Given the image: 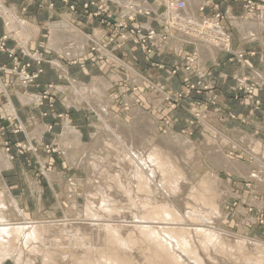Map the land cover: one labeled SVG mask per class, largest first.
I'll return each instance as SVG.
<instances>
[{
	"label": "bare ground",
	"instance_id": "obj_1",
	"mask_svg": "<svg viewBox=\"0 0 264 264\" xmlns=\"http://www.w3.org/2000/svg\"><path fill=\"white\" fill-rule=\"evenodd\" d=\"M181 1L183 7L173 8L172 1H168L170 13L166 14L173 22L181 23L176 24L181 28L176 38L195 45L200 62L228 49L227 41L215 39L213 43L202 32L198 4L193 0ZM116 2L134 13L158 11L151 4L136 0ZM22 23L14 28L11 25L10 29L24 47L39 30ZM212 25L214 29L207 27L221 36L220 27ZM56 26L58 29L52 28L55 32L48 42L50 48L70 60L87 53L85 34L66 24ZM238 26L244 40L258 38L256 22L247 20ZM71 84L67 103L75 109H81L85 103L93 107L94 126L100 132L87 144L80 132L65 126L60 142L67 160L86 174L85 182L73 179L67 191L74 203L69 212L76 217L70 219L66 215L57 221L28 218L20 199L0 185V263L12 260L15 264H264V242L239 236L220 225V220L229 219L222 206L232 197L231 180L223 179L220 170L256 181V191L264 195L261 141L239 130V143L246 144L253 153L251 163H244L233 159L226 150L238 148V141L205 124L207 142L213 146L208 156L214 166L192 180V165L203 156L194 142L178 146L180 136L171 134L154 139L158 121L142 109L132 110L131 122L118 119L110 109L108 94L112 84L107 79L96 78L86 84L72 78ZM18 94L23 106L33 104V98ZM9 106L8 112L13 113L14 104ZM46 129L40 125L29 135L41 137ZM8 165L7 157L0 151V171ZM83 187L86 204L80 206L77 200L84 197ZM252 203L264 207V201L258 203L254 199ZM12 211L23 221H13L9 216Z\"/></svg>",
	"mask_w": 264,
	"mask_h": 264
},
{
	"label": "rangeland",
	"instance_id": "obj_2",
	"mask_svg": "<svg viewBox=\"0 0 264 264\" xmlns=\"http://www.w3.org/2000/svg\"><path fill=\"white\" fill-rule=\"evenodd\" d=\"M168 1H172V8L184 5L181 0H165V7H162L156 15L163 25L164 32H158L152 27L149 28L144 24H140L137 20L139 13L124 10L121 6L119 9L121 17L117 18L115 13L106 5V0H84L81 2L72 0H21L19 8L22 12H26L29 5L37 4L39 10L78 15L85 19H93L99 25L105 27L109 33L104 37L102 46L90 44L89 47L87 46L86 55L83 54L85 56L71 60L57 54L56 50L50 48L49 45L47 47L46 38H43V36L38 39L35 49H29L30 43L23 47L13 29H10V27L13 26L14 28L17 24L21 25L23 20H18L7 4L0 1V20L4 29V32L0 35V54L7 55L12 62V66L9 68L3 67V71L6 77H10L9 83L19 85L23 92L34 94L32 108L27 111L33 125L35 122H39L48 126H46L48 133L42 143H32V139L20 140L17 137L18 135H22L25 131L29 135L32 130L28 132V127L19 118L17 109L12 110L13 113L8 112L9 108L8 110L6 108L12 103L11 101L8 104L4 99L0 100V145L10 155L11 159L21 161L28 177L35 180L44 191L43 205L39 207L40 200H38L36 210H30L29 200L24 202L20 200L28 218L57 221L65 219L66 215L70 219L76 217L74 213L69 212L74 207V203L70 201L68 192L70 191V184H73V179L85 182L86 174L65 157L64 151L58 143L60 133L57 132L56 127L68 124L66 125L67 128H74L76 132H80L87 144L94 140V135L100 133L97 127L94 126L93 107L85 103L78 111L67 103V96L58 95L59 87L71 88L72 76L78 74V68L83 72L96 67L101 73V75L96 76H107V78L109 76L113 77L112 75L115 74L116 78H112L113 87L108 94V99L110 100V109L118 119L122 118L127 122H131L132 110L142 109L147 113L146 115L151 114L158 121V127L153 132L154 139L171 134L180 136L181 140L178 146H183L187 141H192L196 146H199L198 149L203 152V156L200 158L201 161L199 160L192 165L189 173L192 180L197 179L199 175H204L209 170L210 165L211 168L214 166L213 161L208 156L213 146L207 142L205 124L217 127V130L223 132V135L234 140L237 136L234 131L227 130L229 128L226 126L228 122L239 121L241 126H247L248 121L254 118L256 121L263 123L264 105L261 93L264 92V81L254 82L252 77L247 75L235 77L233 100L247 109V114L237 113L230 107L231 105L225 106L223 104L221 106L217 93L218 82L215 72V69H218L219 66L214 65L213 68L201 66L195 45L192 44L193 48L189 52L179 53L176 61L171 65L165 61L155 59L157 53H160V51L165 52L169 39L174 36L177 37L178 30L181 29L177 26L181 23L173 22L171 17L166 16L170 13V8L166 7ZM223 1L241 4L244 16L247 17L255 12H264V1L261 0ZM57 4H60V6L58 7ZM2 9L5 11L3 12ZM172 10L174 11V9ZM141 15L149 17L152 13L146 12ZM198 19L202 20L200 25L203 29L202 32H206L205 34L210 36L212 42L215 39L228 42V49H224L222 52L230 55L228 60L230 63L244 62L256 75L263 77V72L257 71V69L254 70L248 63L247 56L256 57L258 55L256 49L244 53L233 49L231 37L233 30L232 28L230 30L224 23L228 21L226 13L221 12L216 6L213 15L198 17ZM54 21H50V23ZM46 23L45 19H39L40 26L43 27L47 25ZM63 23L67 25L68 22L64 21L59 24L62 25ZM207 23V26H212V28V23L218 25L222 30L221 36L217 37L214 30L205 27L204 24ZM56 25L54 26L55 30L58 29ZM197 29L194 28L195 31ZM45 30L46 28L42 32ZM54 32L51 29L50 36ZM210 38L208 39L210 40ZM125 45L130 46L125 48ZM110 52H113L117 59H111ZM124 55H130L126 57L128 58L127 61H124ZM109 60H111V63L109 66H105L104 64H107ZM152 69L156 81L151 79L148 82L146 80L140 81L137 73L141 71L146 74ZM12 77L14 80H11ZM77 81L81 82L80 80ZM82 81L86 84L92 82ZM110 83L112 84L111 81ZM4 86L3 83H0V90L4 91ZM83 132H86L88 136ZM262 134L260 139L263 140H261V143L264 147V133ZM29 138H32V136L29 135ZM183 140L185 141L183 142ZM240 140L239 138V142ZM238 145H240L238 148L228 147L226 149L228 155L241 162L251 163L253 153L248 149V146L242 143ZM248 152L250 155L247 154ZM2 153L4 154V152ZM41 156L43 160H40ZM207 167L208 169H206ZM220 171L223 179L231 180L230 188L232 192V197L222 206L224 213L229 214V219L226 221L225 219L220 220V225L222 224L226 230L229 229L227 231L234 232L239 236L264 242V207L259 208L252 203L254 199L258 203L264 201V195L256 191L257 188L254 184L257 182L232 176L224 170ZM51 176H54V178H51ZM82 191L84 197L78 198L77 201H79L80 206H85V187L82 188ZM9 214L13 221L16 219V221H23L24 219L13 211ZM41 263V261L38 262V264ZM0 264L15 263L8 260Z\"/></svg>",
	"mask_w": 264,
	"mask_h": 264
},
{
	"label": "crops",
	"instance_id": "obj_3",
	"mask_svg": "<svg viewBox=\"0 0 264 264\" xmlns=\"http://www.w3.org/2000/svg\"><path fill=\"white\" fill-rule=\"evenodd\" d=\"M0 1L7 4V6L10 8V10L13 12V14L16 16L18 20L20 21L23 20L30 26L35 27L37 30H39V32H37V35L33 37V39L31 40L29 44V49L36 48L37 41L40 38V36H43V38H46V44H47V47H49L48 42L50 40L51 29L56 24L60 25L61 22H64V21H67L69 23V24L67 23L68 26H70L71 24V27L73 26V28L78 29L83 34H86V36L88 35L89 37V41L87 43L88 47L90 44L91 45L99 44V46H102L104 37L109 33L105 29V27H102L101 25H99L98 22L94 21L93 19L91 20L85 19L84 17H79L78 15H74V14L72 15L68 13L59 14L56 11L39 10L37 4L29 5L26 12H22L19 8L21 0H0ZM72 1L81 2L84 0H72ZM106 1H107L105 2L106 5H108V7L113 11V13H115V16L117 18L121 17V13L119 11L120 4L116 2V0H106ZM139 1H141L139 3L143 2V3L151 4V6L156 7L158 11L156 13H152V15L149 17L143 16L141 14L137 15L138 22L140 24H144V26H147L149 28L152 27L158 32H164L163 25L161 21L158 20L156 15L162 9V7H165V0H139ZM193 1H195L198 4L199 9L197 12V17L199 18L203 16L213 15L215 13L216 6H218V9H220L221 12L226 13L228 17V21L227 22L225 21L224 23H226L227 27L230 30L231 28L233 30L231 37H232V45L234 48L233 47L232 48L237 52H243V53L251 49H256L258 51V55L256 57L247 56L248 63L250 64V66L253 67L254 70L257 69V71L263 72L264 74V12H255L253 15L247 17V16H244L243 8L241 4L239 3H226L223 0H193ZM261 1H264V0H261ZM57 6L59 7L60 4H57ZM167 6H168V3L166 7ZM39 19L40 20L45 19L47 21L46 23L47 25H44L43 27L40 26ZM53 19H55L56 21H54ZM247 20L256 22L258 24V38L245 39V40L243 39V34L240 31L238 24L244 23ZM50 21H54V22L50 23ZM199 21L201 22L202 20L199 19ZM45 28L46 30L42 32V30ZM3 32H4V29L2 27V23L0 20V35ZM52 32H54L53 29H52ZM169 40L170 41L166 45L165 52L160 51V53H157L156 58H155L156 60L159 59L171 65L172 63L176 61L179 53L181 52L187 53L193 48L192 44H189V43L186 44V42H182L180 41V39H177L176 36L172 37ZM129 46L130 45H125L124 47L129 48ZM88 47H87V50H88ZM57 54L59 53L57 52ZM217 54L215 55L214 58L204 61L205 63L203 62V60L200 63H201V66L204 65V67H209V68H213L214 65L219 66L218 69H215V72H216L217 82H218L217 93L220 99V104L221 106L223 104L225 106L231 105L230 107L233 108L235 112L247 114L246 107L239 105L233 100V94H234L233 87L235 85V77L240 76V75L251 76L254 82H261V81H264V79L254 74L253 70L248 65H246L244 62L240 63L236 61L234 63H230L228 61L230 58V55L228 53L218 51ZM85 55H82V56H85ZM82 56H79V57H82ZM109 56L111 57V59H115V58L117 59V56L113 52H110ZM128 56L130 55H126L123 58L124 61H127L128 58L126 57ZM110 63H111V60H109L108 63L107 64L105 63L104 65L109 66ZM11 66H12V62L9 59V57L7 55L0 54V83H3L5 85L4 91L0 90V100L2 101L4 99V101H7L8 104L10 101H12V103L14 104L13 106L14 110L17 109L19 118L21 119L22 122H24L26 127H28L27 129L28 132H30V130H33V128L38 127L40 125L47 126L45 123H39V122H35L33 125L32 119L27 113V111L32 108V105L23 106L18 100V95H19L18 93H20V95L23 94L22 96H28L31 98L33 97V99H34V94L30 92H23V89H21L19 85L17 84L12 85L11 82L9 83L8 80L10 79V77L5 76L3 67L9 68ZM77 71H78V74L76 73L72 77L76 80H80L81 82H83L82 80H84L85 82H91L92 80L96 78H104V79L111 81L112 87H113L112 78H116L115 74L112 75L113 77L109 76V78H107V76L105 77L96 76L99 74L101 75L99 69L96 67L94 69L89 68L83 72L80 71L78 68ZM164 74L166 73L164 72ZM137 75L139 76L140 81L142 82L143 80H146V82H148L149 79L156 81L153 69L148 71L146 74L139 71ZM11 80H14V78L12 77ZM59 88H60V91L58 95L62 96L61 94H63L64 96H67L66 92L69 89L63 88V87H59ZM261 97H262V101L264 105V92L261 93ZM9 107L10 106L8 105L6 109H8ZM77 110L80 111V109H77ZM93 120L95 121V119ZM240 124L241 123L238 121V122H228L226 125L229 127L227 130H231L235 132L237 138H234V141L236 142L238 141L239 143V133L240 132L248 133L252 135L253 137H255L257 140L258 139L260 141L262 140L260 139L261 138L260 135L264 133V121L262 123V122L256 121L254 118H251L250 121H248L247 126H243V125L241 126ZM66 125L68 124H62L56 127V130H58L57 132L60 133V140L58 143H60L61 141L62 132ZM47 133L48 131L46 129L44 134L39 138L37 137L29 138V135L27 132L23 133L22 135H18L17 137L20 138V140L32 139L33 140L32 143L39 144L43 142ZM84 134L88 136L86 132ZM0 150L4 152L5 156L7 157L9 161V165L0 171V185L3 187H6L7 189L9 188V191L15 196L19 197L21 201L23 200L24 202V201L29 200L30 210H33V209L36 210L37 208L36 204L38 203V200H40V202L38 203V206L41 207V205H43V200H44V196H43L44 191L42 187L38 185V183L35 180H32L30 177H28L26 171L23 168L21 161L11 159L10 155L5 152V150L1 147V145H0ZM40 160H43L42 156Z\"/></svg>",
	"mask_w": 264,
	"mask_h": 264
},
{
	"label": "built area",
	"instance_id": "obj_4",
	"mask_svg": "<svg viewBox=\"0 0 264 264\" xmlns=\"http://www.w3.org/2000/svg\"><path fill=\"white\" fill-rule=\"evenodd\" d=\"M180 7H183V5H182V6H180Z\"/></svg>",
	"mask_w": 264,
	"mask_h": 264
}]
</instances>
